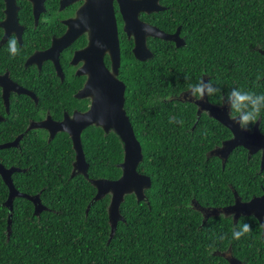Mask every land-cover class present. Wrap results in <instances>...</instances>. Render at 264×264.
<instances>
[{
	"label": "trees",
	"instance_id": "obj_1",
	"mask_svg": "<svg viewBox=\"0 0 264 264\" xmlns=\"http://www.w3.org/2000/svg\"><path fill=\"white\" fill-rule=\"evenodd\" d=\"M165 2L170 8L158 16L157 23L171 32L183 23L186 45L176 47L152 38L149 46L154 56L140 61L131 43L123 42L119 74L127 86L125 108L143 148L138 171L152 180L145 189L146 198L138 201L133 193L125 196L124 220L110 239L111 196L95 202L87 213L97 189L82 174L72 177L75 150L71 137L60 133L48 142L46 137L26 133L20 147L0 150V162L22 169L13 174L16 188L40 194L48 209L36 215L33 202L17 197L8 236L9 209L4 202L9 188L0 176V264H228L214 252L229 246L247 264H263L264 245L260 249L258 243L264 236L254 216H242L237 223L232 217L214 216L201 225L202 214L192 206L193 200L201 206L233 204L234 190L243 200L261 194V155L249 159L247 150L239 146L225 167L218 156L209 157L232 132L206 113L198 118L195 104L179 96L199 84L204 75L219 89L207 95L215 104L229 99L233 89L264 94V0H196L182 4L186 8L177 6L180 0ZM25 71L20 74L25 76ZM73 78L70 83L68 79L61 82L50 68L52 85L42 96L43 103L61 110L71 104L88 106L87 100L74 96L84 78ZM30 86L41 89L39 84ZM32 103L26 95H15L7 114L0 93V114L7 118L0 122V143L10 142L25 130ZM259 118L264 133V109ZM82 141L90 178L121 176L118 165L124 148L114 131L106 134L90 125ZM245 223L251 231L234 239L233 232Z\"/></svg>",
	"mask_w": 264,
	"mask_h": 264
},
{
	"label": "water",
	"instance_id": "obj_2",
	"mask_svg": "<svg viewBox=\"0 0 264 264\" xmlns=\"http://www.w3.org/2000/svg\"><path fill=\"white\" fill-rule=\"evenodd\" d=\"M70 4L76 0H64ZM121 12L124 16V31L129 37L134 35L133 54L136 59L146 61L154 56L153 51L147 43L148 37L160 38L175 42L177 47L185 44V40L180 36V28L174 33H167L159 27L143 22L139 18L141 11H159L164 9L159 5V0H118ZM96 3V4H95ZM42 4V6H41ZM35 16L44 11L43 0L38 4V0H34ZM41 6V8H39ZM94 9L96 11H94ZM93 11V17L89 13ZM16 13V12H15ZM16 16V15H15ZM89 19V20H88ZM17 20V18H15ZM91 25L90 23H93ZM69 29L66 34L60 38H54L52 45L46 52L39 55H46L56 66L57 75L64 78L63 68L60 63V53L63 49L70 46L85 30H94L88 40L85 48L77 50L72 59L73 64L84 61L82 68L77 70L78 75H87V81L84 86L75 94L78 99L87 97L92 98V104L86 112H75L71 118L68 114L60 122H56L49 118L38 124L40 127L49 129L51 138L59 131L69 134L72 139L73 148L75 150V161L73 163L72 177L78 174L84 175L96 187L97 193L89 203L87 213L92 205L111 195L108 206L109 222L111 225L110 239L114 237L119 221L124 220L121 213V205L127 194H135L138 201L146 198L145 189L152 185L151 177L147 174L140 173L138 166L142 162L143 148L141 142L136 136L134 126L128 115L126 103V84L118 75L121 66V44L116 22V15L113 7V0H93L80 9L75 19L66 22ZM95 27L97 29H95ZM264 54V50L261 51ZM108 55L111 62V68L105 63V56ZM37 55L34 56L33 60ZM35 61V60H34ZM204 82L208 83V79L204 77ZM0 86L3 88V98L9 111V95L10 91L31 95L34 94L28 89L13 83L8 74L0 75ZM188 92L179 96L180 99L186 98ZM192 100V99H190ZM198 105V118L203 111H206L211 117L220 121L232 132V137L223 141L222 145L210 151L208 156H219L225 167L226 161L238 146H243L249 150V156L255 154L259 150H263V158L261 169H264V134L260 130V120L255 123L253 131H247L241 127L236 119L232 118L231 100L222 105H215L208 101L207 94L196 101ZM4 120L0 116V121ZM90 125L101 127L106 134L114 131L123 143L124 158L118 165L122 169V174L118 179L111 180L108 178L92 179L89 177V163L83 148L82 133ZM36 127L31 125L29 129ZM23 135L16 137L13 141L0 144V150L10 147H17ZM22 169L12 166L6 167L0 162V175L9 188V195L4 202L9 209L8 217V236L12 231V219L14 212V201L17 197H24L34 203L35 214L40 215L47 210L42 202L40 194H27L16 188L13 173L20 172ZM235 193V203L226 207L224 212L234 213L237 220L241 215H254L261 223H264V191L260 196H255L249 201H242L239 194ZM206 217L219 214V209L202 208ZM230 264H240V260L235 256L228 257Z\"/></svg>",
	"mask_w": 264,
	"mask_h": 264
},
{
	"label": "flooded vegetation",
	"instance_id": "obj_3",
	"mask_svg": "<svg viewBox=\"0 0 264 264\" xmlns=\"http://www.w3.org/2000/svg\"><path fill=\"white\" fill-rule=\"evenodd\" d=\"M40 1L41 0H38V4L40 3ZM89 1L92 2L93 0H76V1H73L67 5V3H65L64 0H43L44 11L40 12L38 17H36L35 16L34 0H0V75L4 76L5 74H8L9 77L13 80V83H17L18 85H21L22 87L28 89L29 91H31L34 94V97H33L31 95L18 93L15 91H10V95H9L10 108H9V111H7L6 104H5V101L3 98V88L0 86V93H1V97H2V102H3V105L5 107V112L7 114H10V112H11V101H12L13 97H15V95H17V96L26 95L27 97H29L33 101V103H32L33 106H31L32 111L29 114V116H27L28 122H27V126H26L25 130L21 133L19 132L15 136V138H16L20 135H23V138L20 140L19 145L17 147H14V148L20 147L21 142L24 139L25 134L29 133V132H33L35 135L46 137L48 142H52L53 140H55V138L60 133H66V132L59 131L58 133L55 134V136L53 138H51V133H50L49 129L44 128V127H40V126H38V124L46 121L49 117L53 121L60 122L64 119V116L66 114H68L72 118L76 111L77 112H86L90 109L91 104H92V98L91 97L83 98L84 100H87L88 106L85 107L83 105L81 107L82 109L77 107L76 104L75 105L71 104L68 107L63 106L62 110H61L58 105L50 104V102H47L45 104L43 103V101H45L46 99H43L42 96L46 97L47 93L50 92V85H52V82H50V68H54L56 75H57V71H56V66H55L54 62L52 60H50V58H47L46 55L45 56L39 55L41 53L46 52V50H48L50 48L54 38H60L64 34L67 33L69 26L66 22L70 21L72 19H75L78 15V12L80 11V9H82L87 4V2H89ZM94 1L96 2V0H94ZM194 1H196V0H180V2H178L177 6H180V8H186V7H183L182 4L185 3L186 5H189V4H193ZM159 5L161 7H163L164 9L159 10V11H152V12L141 11L139 13L140 20L143 22L155 25L167 33H174L177 31L178 28H180V36H181V38H183L185 40L184 45H186L187 34L183 33V23L178 25L176 27V29L172 32L170 30H166V29H164L158 25V23H157V21H159L158 16L160 14H163L164 12L169 10V8H170V5L168 4V2H165V0H159ZM41 6H42V4H41ZM41 6L39 8H41ZM113 7H114L115 15H116V22H117V26H118V32H119V38H120V44H121V56H122L123 42H125V43H126V41L130 42L131 43V50L133 52L135 40H134V35L129 37L128 34L124 31L125 21H124V16L121 12V7H120L118 0H113ZM94 11H96V10L94 9ZM92 15H93V11H91L89 13V15H88L89 19H90V17H93ZM15 18H17V20H15ZM90 21H91V19L89 20V22ZM90 24L93 25L94 22L90 23ZM95 29H97V28L95 27ZM92 32H94V30H92ZM92 32L90 30L83 31L81 33V35L70 46L66 47L65 49H63L61 51L59 57H60V63H61V66H62L63 72H64V78L62 79L60 76L57 75L60 78L61 82H65L67 79L69 81V79L71 77H72V79H74L73 76L75 75L77 77H83L84 78L83 86L86 83L87 75H78L77 74V70L79 68H82L84 61H80L77 64H73L72 59H73L74 54L77 50L83 49L87 46L88 40H89ZM152 38H155V37H148L147 38L148 46H149V42ZM13 39H15V41H16L15 46L18 50L16 55H12L11 49H10V42ZM165 41H169V40H165ZM78 42H80V43L82 42L84 44H81V46L80 45L76 46V44H78ZM169 42H172L176 46L175 42H173V41H169ZM184 45H181V46H184ZM149 48H150V46H149ZM35 55H37V56L34 59L35 60L34 61L33 58ZM108 60H110V58L108 55H106L105 56V63H106L108 68H111V62L110 61L108 62ZM65 68H67V70ZM120 68H122V59H121ZM22 70H26L25 76L20 74V71H22ZM24 77H26V79ZM118 77H119V75H118ZM204 77H206V75L203 76V80H204ZM69 83H70V81H69ZM38 84L41 86V89H39V86H36V88H33L30 86V85L33 86V85H38ZM81 88H79L78 91ZM126 88H127V86H126ZM46 91H48V92H46ZM185 92H188V95L184 100L189 101L190 99H192V100H190V102H193L195 104V106L197 108L196 109V112H197L198 111V105L196 104V101L199 98L192 96L191 90L185 91ZM75 94H74V96H75ZM83 99H80V100H83ZM207 99H208V96H207ZM228 100L229 99H227V98H223L221 103L215 104L208 99L209 102H211L212 104H215V105H222L225 102L227 103ZM60 112L62 114L60 117H58L59 114H57V113H60ZM204 113H206L208 116H210L206 111H203L201 115H203ZM237 115H239V114H237ZM0 116L4 117V120H2L0 122H5L7 120L5 115L0 114ZM197 117H198V114H197ZM50 118H49V121H50ZM31 125H35L36 127L29 129ZM194 127H195V125L192 127V129ZM253 128H254V126H253ZM253 128L251 130H247V131H253ZM260 130H261V128H260ZM14 139H12L10 141H13ZM221 145L222 144H220L216 147H219ZM10 148H12V147H10ZM243 148H245V147H243ZM246 150L248 152V158L249 159L252 158L254 155L260 153L261 162H260V171L259 172L260 173L263 172L264 169L263 170L261 169L263 150L261 149L251 156H249V150L248 149H246ZM221 161H222V159H221ZM222 165H223V162H222ZM15 167H17V166H15ZM262 194H263V192L259 195L252 196L248 200H243L241 197L240 198L242 199V201H249L253 197L260 196ZM234 203H235V201H234ZM230 205H232V204H230ZM230 205H226V206H222V207L201 206L197 201H194V200L192 201V206L196 210L200 211L202 214V224L201 225H204L211 217H214V216L223 215V217L226 219L229 217H232L235 223H237L239 218L242 216H250V215H241L237 220H235L234 213H229L228 211L224 212V209ZM202 208H210V209L217 208V209H219L220 212H219V214L206 217L205 213L201 210ZM252 216H254V215H252ZM257 220L261 226V237H263L264 236V223H261L259 221V219H257ZM199 228H200V226H199ZM258 244L260 245V249H261V246L264 245V241H260ZM214 253L217 256L224 258V260H226V262L228 264H230L228 257H232V256H235L236 258H238L240 260V264H247L245 259L237 257L236 255L233 254L231 246H229L226 249H222V250L217 248V250ZM263 264H264V261H263Z\"/></svg>",
	"mask_w": 264,
	"mask_h": 264
},
{
	"label": "clouds",
	"instance_id": "obj_4",
	"mask_svg": "<svg viewBox=\"0 0 264 264\" xmlns=\"http://www.w3.org/2000/svg\"><path fill=\"white\" fill-rule=\"evenodd\" d=\"M15 45V39L11 40L10 49L12 55H16L18 51ZM218 91L219 89L214 88L210 82L206 83L203 80H201L199 84L191 87V95L200 99H202L206 94L212 95ZM229 99L231 100V109L233 110V114L230 115H232L233 119H236L235 114H239L237 122L245 130H248V126L251 123H255L257 121L258 117L261 115V110L264 109V94L256 95L252 92H242L238 89H233L229 93ZM180 123L182 124L183 121H180ZM250 231L251 225L245 223L243 224L241 230L233 232V238L240 239L241 236L249 233ZM221 239H224V237H221Z\"/></svg>",
	"mask_w": 264,
	"mask_h": 264
}]
</instances>
